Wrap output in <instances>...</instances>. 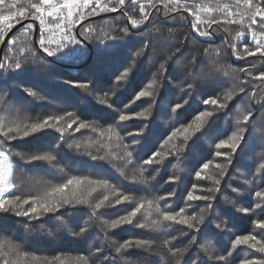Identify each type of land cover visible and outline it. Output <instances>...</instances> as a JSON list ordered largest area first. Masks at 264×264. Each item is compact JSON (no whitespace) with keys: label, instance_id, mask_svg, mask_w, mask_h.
Segmentation results:
<instances>
[{"label":"snow or ice","instance_id":"6c2138e0","mask_svg":"<svg viewBox=\"0 0 264 264\" xmlns=\"http://www.w3.org/2000/svg\"><path fill=\"white\" fill-rule=\"evenodd\" d=\"M108 14L118 15L93 23V18ZM169 21L187 22L191 35L168 27ZM200 38L209 44L201 50L203 67L188 51ZM215 38L221 43L215 44ZM94 40L105 44L100 54H122L108 90L93 97L110 110L107 116L85 118L95 113L68 111L66 101L57 104L58 97L50 100L51 93L44 94L47 88L25 86L23 78L44 74L49 58L55 63L84 59ZM249 57L256 59L242 67L228 62ZM181 58L188 61L180 77L183 95L165 106L161 87L169 83ZM145 65L155 71L129 92ZM259 68H264V0H0V233L9 227V218H25L29 226L53 223L46 229L49 244L58 232L86 242L97 226L104 237L91 251L44 255L5 235L0 238V264H109L110 253L124 259L132 250L154 254L159 264H231L241 250L239 264H264V150L259 162L241 173L246 178L240 187L229 183L234 162L257 144L264 148V70ZM224 78L231 86L217 91ZM61 87L93 96L98 85L84 77L62 81ZM197 91L199 105L188 113ZM124 92L129 98L117 108ZM36 101L45 102L48 111L27 114L25 108ZM154 112L172 114L176 125L157 135L160 125ZM230 112L229 126L218 127L219 116ZM186 115L191 118L180 123ZM109 118L112 123H102ZM41 139L47 140L43 150L16 147ZM68 139L73 142L67 144ZM204 140L214 142L210 158L197 154L191 173H184L181 165L190 142ZM65 144L89 158V171L68 170L62 163ZM38 165L52 179L31 175L29 167ZM166 165L173 172L164 184L176 187L153 194ZM184 180L189 183L178 194ZM229 191L250 197V206L236 207ZM221 200L233 204L237 213L255 217L246 234H234L224 220L215 224L218 231L208 236L217 243L221 234L234 236L223 252L212 239L201 243L211 218L224 214L219 211ZM112 210L123 214L112 218ZM125 228L158 238H112ZM197 252L204 256L194 258ZM124 264L136 262L127 259Z\"/></svg>","mask_w":264,"mask_h":264},{"label":"trees","instance_id":"16d2710c","mask_svg":"<svg viewBox=\"0 0 264 264\" xmlns=\"http://www.w3.org/2000/svg\"><path fill=\"white\" fill-rule=\"evenodd\" d=\"M118 14H108L103 17H97L93 18V23L99 25L102 22V19H107L110 17H114ZM163 21V17H160L158 19V23ZM168 27H172L176 29L179 33L184 34L187 33L191 35L189 25L187 22L183 23H173L171 21L168 22ZM114 35L116 33H113ZM107 43H111L110 41ZM116 43H122V42H116ZM215 44H220L221 39L215 38L214 39ZM209 44L204 42L203 38H200L196 40L195 46L190 47L188 51L197 57V60L199 61V67L204 66V60L202 56V48L208 47ZM105 47L104 43H101L99 40H94L92 43L88 45V55L82 59L77 60L74 63H78L80 65L79 69L73 70L67 67L65 62L55 63L53 62L54 59L49 58V65L46 69H43L42 75H34L32 73H29L27 76H25L23 79L26 82L25 86H33V83L40 84L41 86L47 88V92L44 94H49V99L52 100L54 97H58L54 102L57 104H61L62 102L66 101V110L68 111H76L80 114H83L85 112H91L95 113V115L92 116H86L85 118L88 119H100L101 116H107L108 112L110 110H105L103 106H99L96 104L94 100V95L100 94V90L107 91L108 90V84H109V78L112 74V72L117 67L118 63L122 60V54L120 56L116 57H108L105 55L100 54L99 49H103ZM187 54V53H186ZM256 58L249 57L248 61H234L232 59H229L228 62L232 63L235 67H242L245 63L255 60ZM188 61L184 58H181V60L176 65V70L173 72L169 78V83L162 85L161 87V95L163 97L162 103L167 106L169 100L171 99L173 102H179V97L183 95L179 91V86H182L183 81L180 77L183 76L184 72L186 71L184 68V65ZM259 70H264V68H259ZM154 72V68H149L148 65H145L140 68L139 72H137L132 79L131 87L129 88V92L131 91V88L136 87L142 80H145L147 76H149V73ZM88 77L95 81L96 85H98L97 89L93 93V96H87L83 92H80L79 90H74L73 92H67L64 88L61 87V82L73 79V78H84ZM231 86V80L229 78H224L223 81L220 84V88L217 89V91H220L221 89H227ZM247 91H251V87L247 88ZM129 92H124L121 95V103H117L116 107L120 108L122 107V103L127 102V99L129 98ZM214 94V93H209ZM195 102L190 101V103L193 104V108L188 109V113H193L195 110V107L199 105V101L201 100V93L197 91L195 93ZM240 102L239 98L237 99L236 103ZM45 102L36 101L34 104L28 105L25 108V112L29 115H35L37 113L48 111L46 107H44ZM142 106H146L142 105ZM231 108V106H230ZM139 110V109H137ZM202 110V108H201ZM234 115V112H230L229 115H223L221 114L219 116V119L216 120V125L218 127L227 128L229 126V119L230 116ZM154 116L156 117V121L160 125L155 131L156 134L159 135L161 132H163L164 129L169 128L171 126L176 125L175 117L172 114H157L154 112ZM190 116L186 115L185 119H181L180 123H186L188 122V119H190ZM168 122V123H166ZM102 123H112V120L106 119L103 120ZM77 138L80 137V134H75ZM195 139V138H194ZM73 141L71 139H68L67 144H71ZM47 143L46 139L36 140L33 141L30 144H18L16 147L18 150L25 151V152H32L36 151L38 149L43 150V146ZM212 141L204 140V141H197L196 143H191L189 147L186 149V157L184 158V162L181 165L184 168V173H191L192 171V165L194 163L195 157L197 154H202L207 158H210L208 155L210 150H212L213 147ZM67 144L63 146V157L62 163H65V166L68 168L69 171H76L79 170L81 172H87L89 171L87 164L91 163L89 162V158L85 155H82L80 153L75 152L74 150L67 147ZM264 150L259 144L252 147V150L250 153L242 154L239 162H234L236 171L232 172V179L229 181L232 187H240V181H242L245 176L241 175V173H246L248 171V168L254 167L256 163H258L257 156L258 154ZM174 162V161H173ZM29 172L31 175L34 176H46V173L44 171L43 165L36 166L35 170L30 166ZM173 172V169L171 165H166V167L161 171L160 176L157 178V181L154 182L153 185V194L159 193L163 194L165 191L171 190L172 187H176L175 185H165L164 180L167 179L169 175H171ZM182 173V177L184 175ZM47 179H52V177L46 176ZM189 183L188 180H184V182L177 187V192L182 190L184 184ZM135 190V189H133ZM230 195L232 200L236 201V207L243 206V207H249L250 206V197L244 196V197H237L235 194L231 193L230 191L227 193ZM202 206V205H201ZM219 211L224 213L220 218H211L212 224L210 227L202 233L203 239H201V243L207 242L208 239H212L213 243L219 248L221 252L229 245L231 239L234 238L233 235L229 234H221L219 237L220 242L217 243L216 239L213 237L208 236L209 232L218 231L214 229L215 224L220 223L221 220L227 221L229 228L233 229L234 234H246L247 231L251 228V220L255 217L245 215L242 213H237L235 211V207L231 203L224 202L223 200L220 201V208ZM117 214H123L117 213L115 210H112L110 212V215L112 218L115 217ZM79 215V213L77 214ZM67 219V217H66ZM9 227L4 231L3 233H0V238H3V236H8L13 239H19L25 247L30 251L38 252L39 254L44 255H54L58 252L65 253L67 255H72L76 253L91 251L92 245L96 244L99 245L104 242V237L102 230L97 226L91 235L88 237L87 241H80V240H73L70 236L67 235V233H64L63 235L57 234L55 238L54 244H49L47 241L52 239L47 235V228H52L53 223L49 221L43 228L40 225H32L29 226L27 223H25V218H9L8 221ZM179 227V226H178ZM130 236H135L136 238H143V239H156L158 238L156 234L154 233H148L145 230H139V229H129L125 228L123 230H117L115 233L112 234L113 239L122 240L125 238H129ZM179 243V242H178ZM107 254V253H106ZM204 254L202 252H197V257H203ZM243 258L241 255V250H238L237 253L231 258V264H239V260ZM249 258H251V255H249ZM131 259L136 262V264H159V259L152 253H148L146 251L142 250H132L130 251L124 259H121L117 254L114 252L110 253V261L109 264H124L125 260ZM97 264H100V261L97 262Z\"/></svg>","mask_w":264,"mask_h":264}]
</instances>
